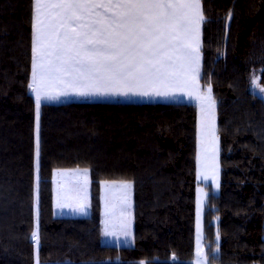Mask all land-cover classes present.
<instances>
[{"label": "trees", "instance_id": "1", "mask_svg": "<svg viewBox=\"0 0 264 264\" xmlns=\"http://www.w3.org/2000/svg\"><path fill=\"white\" fill-rule=\"evenodd\" d=\"M202 3L198 86H212L221 166L219 190L207 184L205 253L264 264V98L249 86L251 71L264 84V0ZM31 11V0H0V264H194L193 100H43L36 188ZM56 167L89 169L87 215L54 214ZM104 179L132 181L130 244L102 242Z\"/></svg>", "mask_w": 264, "mask_h": 264}, {"label": "snow or ice", "instance_id": "2", "mask_svg": "<svg viewBox=\"0 0 264 264\" xmlns=\"http://www.w3.org/2000/svg\"><path fill=\"white\" fill-rule=\"evenodd\" d=\"M31 10L28 88L35 94L37 167L43 100L69 94H194L200 74L201 25L206 19L202 0H31ZM195 98L202 112L205 100L214 110L211 86L207 96L197 94ZM212 132L214 136V117ZM197 159L199 163V156ZM87 174L88 169H83L85 187ZM117 184L130 208L131 181L102 182L105 189ZM57 195L59 198L61 193ZM201 203L198 198L196 264H208L201 249ZM75 210L83 212L85 208L80 205ZM121 227L128 235L130 221ZM31 238L39 244L37 231ZM172 258L175 260V255Z\"/></svg>", "mask_w": 264, "mask_h": 264}, {"label": "rangeland", "instance_id": "3", "mask_svg": "<svg viewBox=\"0 0 264 264\" xmlns=\"http://www.w3.org/2000/svg\"><path fill=\"white\" fill-rule=\"evenodd\" d=\"M259 75L255 71H251L250 74V89L260 94L264 98V84L259 81ZM256 78V83H253ZM198 81V78H197ZM211 84H206L204 88H199L200 96H207L208 87ZM91 98L89 96H78L75 94H69L66 96H60L59 99L65 98ZM172 99V98H170ZM211 99L215 101L211 86ZM197 104V127H196V139H197V157H196V197H195V249L192 261L196 264V239H197V200H202L200 206V227L202 232L201 249L205 253L204 237H203V213L205 208L206 196L208 192L207 184L214 191H218L221 181V166H220V135L217 130V113H216V101L214 110L209 106V102L205 100L203 105V112L200 102L195 99ZM36 116V108H35ZM213 117L215 135L213 136ZM37 123V119H36ZM199 156V163H198ZM87 167H56L53 170V209L55 215H87L90 212V175L89 169L87 174V186H84L83 169ZM79 169V172L76 170ZM35 171H36V188H37V157L35 156ZM54 172L57 173L54 178ZM199 173V174H198ZM119 182L130 181L123 179H104L101 181V223H102V242L103 243H117V244H130L133 242V184L131 189V207H127L123 198V191L117 186L105 189L102 186V182ZM132 182V181H131ZM58 191L61 193L58 198ZM80 205H83L85 210L83 212L76 211ZM113 209L112 215H109V209ZM37 190H36V203H35V218L33 231L38 232V216H37ZM107 213V214H106ZM107 221V227L106 222ZM130 221L129 234L125 235L122 229V224ZM32 231V232H33ZM107 233V234H106ZM219 236V235H217ZM216 236V239H217ZM36 248L38 244L35 242ZM217 250V247L214 251ZM207 255V253H206ZM208 258V256H207ZM143 261V260H142ZM146 264V263H145ZM209 264V263H208Z\"/></svg>", "mask_w": 264, "mask_h": 264}, {"label": "crops", "instance_id": "4", "mask_svg": "<svg viewBox=\"0 0 264 264\" xmlns=\"http://www.w3.org/2000/svg\"><path fill=\"white\" fill-rule=\"evenodd\" d=\"M198 78V77H197ZM196 78V90L192 96L186 94V92H178L175 95L168 96V97H160V96H140V95H93V99H164V98H172V99H186V100H195V96L199 93L198 91V81ZM109 215H112L113 209H109Z\"/></svg>", "mask_w": 264, "mask_h": 264}]
</instances>
